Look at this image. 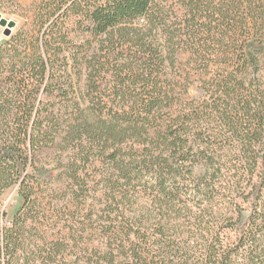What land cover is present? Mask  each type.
Listing matches in <instances>:
<instances>
[{"label": "trees", "instance_id": "obj_1", "mask_svg": "<svg viewBox=\"0 0 264 264\" xmlns=\"http://www.w3.org/2000/svg\"><path fill=\"white\" fill-rule=\"evenodd\" d=\"M0 264H264V0H39L0 45Z\"/></svg>", "mask_w": 264, "mask_h": 264}, {"label": "rangeland", "instance_id": "obj_2", "mask_svg": "<svg viewBox=\"0 0 264 264\" xmlns=\"http://www.w3.org/2000/svg\"><path fill=\"white\" fill-rule=\"evenodd\" d=\"M39 0H0V15L9 23L14 22L15 27L11 35H4L5 28L0 25V43L10 41L18 32L22 30H32L34 11ZM21 197L18 188L13 187L3 196V205L7 211L8 219H11L21 205Z\"/></svg>", "mask_w": 264, "mask_h": 264}, {"label": "water", "instance_id": "obj_3", "mask_svg": "<svg viewBox=\"0 0 264 264\" xmlns=\"http://www.w3.org/2000/svg\"><path fill=\"white\" fill-rule=\"evenodd\" d=\"M0 25H1L2 27L5 28L4 35H5L6 37H9V36L11 35L12 29L15 27V23H14V22L9 23L7 20L3 19V18L1 17V15H0ZM4 42H5V41H2V42L0 43V45L3 44Z\"/></svg>", "mask_w": 264, "mask_h": 264}]
</instances>
